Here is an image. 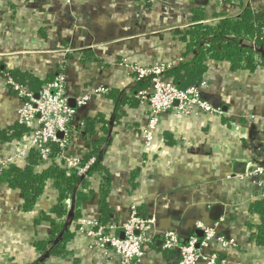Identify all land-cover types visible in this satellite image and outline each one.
<instances>
[{
    "label": "crops",
    "instance_id": "0c3cea01",
    "mask_svg": "<svg viewBox=\"0 0 264 264\" xmlns=\"http://www.w3.org/2000/svg\"><path fill=\"white\" fill-rule=\"evenodd\" d=\"M227 3L255 8L264 0L224 5L213 0L201 6V24L216 22V11H233L237 17V9ZM198 7L194 0H0V136L10 137L21 126L12 83L20 85V76L26 75L34 86L42 84L40 91L64 75L66 97L75 111L66 155L94 160L90 168L99 167L86 174L84 187L78 186L89 199L79 208L65 201L66 231L74 236L64 258L33 247L48 239L49 225L35 220L56 204L53 182L46 183L44 195L26 213L20 210L19 192L0 182V264H121L109 246L102 251L75 232L87 220L106 229L114 225L111 233L122 238L120 226L131 207L142 218H155L154 238L141 264H177L179 255L162 249V235L169 230L178 232L181 244L193 236L198 249L215 254L218 264H264V247L254 240L260 218L250 211L258 189L245 177L252 165L264 163V69L233 72L228 63L208 62L196 86L198 97L221 114L199 108L168 111L159 117L151 144L144 142L151 114L141 99L148 89L136 87L137 69L188 62L174 33L195 24ZM101 88L107 92L95 95ZM112 91L119 94L118 106ZM82 97L89 101L78 107ZM27 134L0 140V156H12V164L24 168L33 151L26 146ZM236 163L245 166L244 174L234 173ZM50 165L39 163L36 171ZM102 193L108 209L104 225ZM214 206L221 210L216 221L211 217ZM78 209L80 217L72 220ZM198 225H217L216 234L235 245L218 251L212 242L203 248ZM9 241L15 244L7 246Z\"/></svg>",
    "mask_w": 264,
    "mask_h": 264
},
{
    "label": "built area",
    "instance_id": "2783aa9c",
    "mask_svg": "<svg viewBox=\"0 0 264 264\" xmlns=\"http://www.w3.org/2000/svg\"><path fill=\"white\" fill-rule=\"evenodd\" d=\"M213 0H208L211 2ZM221 5L226 2L217 0ZM166 66L160 65L150 69H137L138 80L149 78L148 91L141 95V99L150 107V119L143 130V138L146 146L154 140L159 117L168 111L186 113L199 108L205 113L212 115L221 114L220 110L212 108L205 101L199 99V88L192 87L187 90H179L174 84L163 79ZM12 88L20 101L18 120L20 125L28 128L26 146L34 150L42 164L51 162L52 146L58 147L60 154L56 158L61 168L71 171L79 177H85L94 160L82 162L79 158L66 155V146L70 139V126L74 120L75 111L70 107L66 97L65 76L58 75L51 82L46 83L35 94L26 87L12 83ZM106 89H97L94 94H105ZM89 101L88 97H82L76 102L78 107L84 106ZM58 134H62L59 138ZM18 157L24 154L18 152ZM14 163L13 157L0 156V171ZM245 177L254 180L258 189V200L264 201V163L252 165ZM217 225H198L203 232L202 247L209 249L210 244H217V250H228L235 245L233 239L218 236L215 232ZM97 227L96 230H93ZM155 218H142L138 215L135 207H131L128 219L120 226L122 238L111 233L116 227L104 228L93 221L81 220L76 234L86 236L94 242V245L105 251L111 248L112 253L119 259L121 264H141L145 255V249L152 244L154 238ZM162 249L175 251L179 257L177 264H218L215 254L201 251L197 247L193 236L188 238L186 244L180 243L179 234L176 230H169L162 235Z\"/></svg>",
    "mask_w": 264,
    "mask_h": 264
},
{
    "label": "trees",
    "instance_id": "16d2710c",
    "mask_svg": "<svg viewBox=\"0 0 264 264\" xmlns=\"http://www.w3.org/2000/svg\"><path fill=\"white\" fill-rule=\"evenodd\" d=\"M230 7L237 9V17L230 16L233 11H216L213 24H201L204 18L205 7L199 6L194 13L195 23L187 29L174 33L185 49L184 56L189 60L186 63H179L173 68L166 69L163 79L174 84L179 90H187L201 84L203 76L207 72L208 62H225L230 66L231 71L244 70L254 72L257 68L264 69V5L255 8L244 7L239 4L227 3ZM263 52V53H261ZM20 85L26 87L33 93H38L41 85H33L31 77L20 76ZM32 86V89L30 88ZM34 86V87H33ZM150 79L138 80V88L148 89ZM117 91H112L111 96L117 101ZM93 131V127L88 125ZM89 131V132H91ZM28 132V128L21 125L16 128L10 137L0 136V140L19 139L20 136ZM50 166L41 172L36 171V166L40 163L38 154L33 150L27 156V164L24 168L10 164L6 169L0 171V182L7 185L9 189L19 192L22 198L20 210L24 213L33 211L37 202L44 195L46 183L51 180L53 187L58 193L56 204L49 213L41 212L35 220V224L45 222L49 225L50 231L48 239L38 241L33 244L34 249L40 254H48L51 257H66V244H68L74 234L66 231V204L70 199L76 208L89 199L88 194L82 192L79 187H84L86 182L84 177H79L71 171L67 175V170L61 168L56 158L60 154L57 146H52ZM84 161V160H83ZM99 168V167H97ZM90 168L88 174L97 170ZM105 193H102L101 211L104 219L102 225L107 222L108 209L104 204ZM250 211L260 218L257 227L255 244L264 247V201L257 200L250 205ZM80 217L79 209L72 212L71 219L77 220ZM34 264H43L36 261Z\"/></svg>",
    "mask_w": 264,
    "mask_h": 264
},
{
    "label": "water",
    "instance_id": "95a60500",
    "mask_svg": "<svg viewBox=\"0 0 264 264\" xmlns=\"http://www.w3.org/2000/svg\"><path fill=\"white\" fill-rule=\"evenodd\" d=\"M225 2H240L241 0H224ZM194 4L198 5V6H206L209 4L208 0H194ZM263 53V52H261ZM35 99H38V94H35ZM69 105L70 107L74 108L73 105L70 104L69 101ZM58 137L61 138L62 134H58ZM245 166L243 164H234V173L235 174H244V169ZM221 214V210L218 206H214L211 210V217L214 221L218 220Z\"/></svg>",
    "mask_w": 264,
    "mask_h": 264
},
{
    "label": "rangeland",
    "instance_id": "374dc122",
    "mask_svg": "<svg viewBox=\"0 0 264 264\" xmlns=\"http://www.w3.org/2000/svg\"><path fill=\"white\" fill-rule=\"evenodd\" d=\"M233 15V14H232ZM232 15H230V16H232ZM205 24H213V23H211V22H208V23H205ZM10 242V241H9ZM6 242V244H7V246H12V245H14L15 244V242ZM2 245H3V243H2ZM1 249V248H0ZM2 250V249H1ZM2 253V251H0V254ZM9 260H11L10 258H7V260L6 261H9ZM6 263V262H5Z\"/></svg>",
    "mask_w": 264,
    "mask_h": 264
}]
</instances>
